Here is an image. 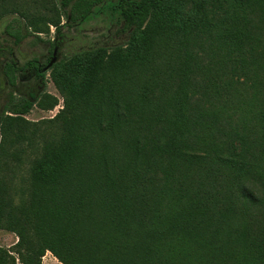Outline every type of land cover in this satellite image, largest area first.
I'll list each match as a JSON object with an SVG mask.
<instances>
[{
  "label": "trees",
  "instance_id": "trees-1",
  "mask_svg": "<svg viewBox=\"0 0 264 264\" xmlns=\"http://www.w3.org/2000/svg\"><path fill=\"white\" fill-rule=\"evenodd\" d=\"M59 5L56 36L110 13L127 39L51 66L63 134L33 161L6 226L0 205L24 264L47 251L61 264H264V0ZM12 23L3 32L18 44ZM26 67L43 79L35 59ZM18 69L4 64L10 85ZM34 98L10 93L6 124L27 123Z\"/></svg>",
  "mask_w": 264,
  "mask_h": 264
},
{
  "label": "rangeland",
  "instance_id": "rangeland-1",
  "mask_svg": "<svg viewBox=\"0 0 264 264\" xmlns=\"http://www.w3.org/2000/svg\"><path fill=\"white\" fill-rule=\"evenodd\" d=\"M59 1L0 0V205L4 212L3 226L8 224L10 208H14L17 214V207L27 204L30 190L28 179L33 161L41 155L46 144L61 138L62 125L57 114L64 107V98L53 81L51 67L44 71L42 80L34 75L33 70L24 69L17 73L16 83L10 85L2 72L4 63L14 60L21 67L26 61L36 59L44 64L53 50L51 42L57 44L56 63L64 56L103 46L112 47L127 39L125 33L114 32L116 25L110 13L93 14L73 27L62 25L61 36H56L54 23L60 21L62 24L65 21ZM32 20L41 31L36 32L31 25H27ZM8 23L19 25L24 35L18 44H14L12 38L3 32ZM10 93L25 97L33 93L36 96L32 108L23 115L27 123L21 126L15 121L11 125L5 122L6 115H13L3 113ZM44 94L57 98L52 108H43L36 103ZM27 239L32 241L30 236ZM17 242L14 230L0 228V250L14 258L13 264H24L22 260L29 252L17 246ZM40 263L61 264L49 251L41 257Z\"/></svg>",
  "mask_w": 264,
  "mask_h": 264
},
{
  "label": "flooded vegetation",
  "instance_id": "flooded-vegetation-1",
  "mask_svg": "<svg viewBox=\"0 0 264 264\" xmlns=\"http://www.w3.org/2000/svg\"><path fill=\"white\" fill-rule=\"evenodd\" d=\"M55 47H57V44L53 47V50H54V48ZM53 50H52V52H51V56L49 57V58H47V60H46V62L44 63V66H42L43 64L42 63H40L38 60H36L35 59V61H36V65H37V67H42V71L44 72V71H46L45 69H44V67L48 64V62H49V60L51 59V57H52V53H53ZM11 52V51H10ZM56 53H57V51H56ZM11 61H13V62H15L14 60H11ZM7 62H10V61H7ZM6 63V62H5ZM4 63V64H5ZM3 67H4V65H3ZM15 67H17L18 68V65H17V63L15 62ZM32 70V69H30L29 67H26V68H23V69H21L20 67H19V69L17 70V72H16V74L19 72H21V71H23V70ZM2 72H3V68H2ZM34 72V71H33ZM4 74V73H3ZM34 75H35V72H34ZM5 76V75H4ZM17 76V75H16ZM6 82L8 83V81L6 80ZM9 84V83H8Z\"/></svg>",
  "mask_w": 264,
  "mask_h": 264
},
{
  "label": "water",
  "instance_id": "water-1",
  "mask_svg": "<svg viewBox=\"0 0 264 264\" xmlns=\"http://www.w3.org/2000/svg\"><path fill=\"white\" fill-rule=\"evenodd\" d=\"M56 51H57V47L54 48L51 59L49 60L48 64L44 67L45 70L50 68L52 66V64L57 60Z\"/></svg>",
  "mask_w": 264,
  "mask_h": 264
}]
</instances>
